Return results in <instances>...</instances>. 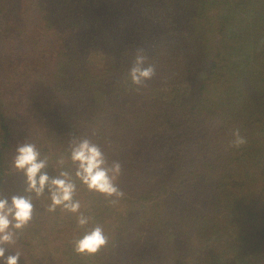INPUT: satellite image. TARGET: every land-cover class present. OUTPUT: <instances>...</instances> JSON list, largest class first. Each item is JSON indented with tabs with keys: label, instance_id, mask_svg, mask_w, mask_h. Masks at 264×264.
Returning <instances> with one entry per match:
<instances>
[{
	"label": "trees",
	"instance_id": "obj_1",
	"mask_svg": "<svg viewBox=\"0 0 264 264\" xmlns=\"http://www.w3.org/2000/svg\"><path fill=\"white\" fill-rule=\"evenodd\" d=\"M141 48L156 75L137 90ZM169 61L185 85L174 101L157 95ZM84 138L121 162L125 196L76 180L81 228L32 194L0 264L17 251L18 264H264V0H0V192L28 195L13 167L25 142L51 177L76 179L69 144ZM96 224L108 245L75 253Z\"/></svg>",
	"mask_w": 264,
	"mask_h": 264
},
{
	"label": "clouds",
	"instance_id": "obj_2",
	"mask_svg": "<svg viewBox=\"0 0 264 264\" xmlns=\"http://www.w3.org/2000/svg\"><path fill=\"white\" fill-rule=\"evenodd\" d=\"M148 57L144 50L138 49L132 62L129 75L137 90L147 86V82L156 75L155 65L147 63ZM234 139L229 147L240 148L247 143L239 129L232 132ZM69 158L76 166L75 178L61 168L59 174L51 177L46 171L47 158H41L37 145L25 142L16 148L13 167L26 177L28 195H13L10 200L0 192V258H5L4 245H14L18 231L26 228L34 217L33 195L36 199L44 197L50 203L46 210L54 213L57 209L75 216L78 227H85L90 217L81 212V204L75 198L77 192L76 180H79L90 192L99 193L109 198V203L116 204L125 196L120 188L118 178L122 175L123 167L120 161L109 164L102 148L88 138L72 140L69 144ZM58 164L63 166L64 159ZM109 238L104 227L96 224L80 238L73 241V251L77 254L95 255L105 248ZM21 252L8 255L5 264H18Z\"/></svg>",
	"mask_w": 264,
	"mask_h": 264
},
{
	"label": "rangeland",
	"instance_id": "obj_3",
	"mask_svg": "<svg viewBox=\"0 0 264 264\" xmlns=\"http://www.w3.org/2000/svg\"><path fill=\"white\" fill-rule=\"evenodd\" d=\"M178 66L175 63L168 62L165 73L162 74V86L158 89L157 95L169 100H176L184 91L185 85L180 82L178 73Z\"/></svg>",
	"mask_w": 264,
	"mask_h": 264
}]
</instances>
